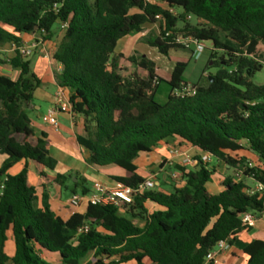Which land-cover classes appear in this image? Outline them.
<instances>
[{"label":"trees","instance_id":"16d2710c","mask_svg":"<svg viewBox=\"0 0 264 264\" xmlns=\"http://www.w3.org/2000/svg\"><path fill=\"white\" fill-rule=\"evenodd\" d=\"M155 26L158 33L148 44L167 57L184 50L168 32L212 42L210 60L217 71L204 85L193 82V94H176L191 83L185 80L187 62H177L165 81L148 58H130L147 76L122 75L118 42ZM57 32L53 59L62 66L57 84L70 91L71 114L84 119L85 135L77 140L87 163L119 167L124 176L112 179L137 188L146 179L136 161L175 139L195 150L198 164L177 167L182 182L172 191L139 193L134 204L121 208L86 204L65 221L46 201L38 207L27 167L9 174L23 160L41 177L56 169L47 136L31 143L35 133L26 109L43 83L22 49L25 35L45 42ZM7 46L14 48V57L7 60L0 52V264H203L220 241L231 245L238 234L253 230L242 217L252 214L257 220L264 213V197L249 195L246 183L264 184V85L253 82L261 70L264 0H160L155 5L145 0H0V49ZM4 65L19 71L18 77L3 74ZM162 82L170 94L159 104L155 85ZM205 153L242 176L226 175L220 191L211 193L216 170L202 162ZM70 177L58 174L55 182L63 187ZM89 193L83 187L82 195ZM147 204L154 205L152 212ZM85 226L88 230L79 233ZM242 251L247 264H264L263 240L244 244Z\"/></svg>","mask_w":264,"mask_h":264},{"label":"crops","instance_id":"0c3cea01","mask_svg":"<svg viewBox=\"0 0 264 264\" xmlns=\"http://www.w3.org/2000/svg\"><path fill=\"white\" fill-rule=\"evenodd\" d=\"M61 33L57 32L55 38L50 41L43 42L42 38L38 35H25L23 36V48L36 47L35 52L29 57L32 62V69L40 78L43 85L39 88L33 97L31 104L27 107L30 111L27 112L31 125L33 127L35 137L31 139L33 145L42 134L47 136L48 149L50 156L57 161V166L54 171L45 170L46 177L36 175L35 169L32 164L26 161L17 163L10 171L9 174L16 175L24 168L28 169V184L37 189L38 192V207H43V202L46 201L50 209L63 220H68L73 214L84 211L83 204L80 208H72L69 201L74 194H82L83 187H86L91 192L94 184L99 182L108 187H113L117 182L113 180L114 177H122L125 172L116 166L97 167L91 166L87 163V153L78 143V137L84 136V119L80 115H73L67 108L65 111H58L57 119L59 122V131L56 132L50 125L43 121L44 114L39 113L42 108H46L48 114L52 110H59L69 103L70 91L61 89L57 84V76L62 70V66L53 59V54L56 51ZM212 51V49H211ZM7 60L14 57V48L7 46L0 49ZM43 52H45L43 54ZM177 52L190 53L184 50ZM176 52V53H177ZM193 57V56H192ZM203 57V56H202ZM202 59V58H201ZM1 72L9 77L16 79L19 71L12 69L8 65L1 67ZM204 85L205 82H199ZM194 87L193 83H190ZM179 150L181 156H173V150ZM195 155V150L185 145H180L175 139L165 142L162 146L154 148L149 154L142 155L137 161L139 174L145 179L150 176H159L160 183L164 187L174 186L171 181L168 170V165L173 163L184 162L187 156L192 157ZM252 162H257V157L247 154ZM1 158L0 161H3ZM211 167L215 168L216 173L213 177V183L209 186L211 193L216 194L220 191L218 184L226 175H230L233 171H229L222 163L214 160ZM71 175L65 181L64 186H59L55 179L57 175ZM248 186L252 187L254 182L251 180L246 182ZM90 185V187H88ZM79 186V187H77ZM71 188V195L69 198L64 199L63 189ZM78 190H81L79 193ZM163 192H170L162 188ZM149 212L154 210V205L147 204ZM138 226H142V222H136ZM253 240L264 241V213L256 220V223L251 232L243 231L235 237V240L229 245L228 249L222 252L215 264H247L248 258L244 255L242 247L246 243ZM10 252L12 254V247L9 244ZM47 256V255H46ZM49 257V256H48ZM50 258L56 261L58 258L52 255ZM135 264V263H130ZM144 264H151L146 261Z\"/></svg>","mask_w":264,"mask_h":264},{"label":"built area","instance_id":"2783aa9c","mask_svg":"<svg viewBox=\"0 0 264 264\" xmlns=\"http://www.w3.org/2000/svg\"><path fill=\"white\" fill-rule=\"evenodd\" d=\"M147 4L155 5L159 4L160 0H145ZM171 13H174V10H170ZM67 24H63L62 28H66ZM167 37H172L173 43L179 47L184 49L185 51L191 53V55L195 58L201 57L204 52L207 50L206 46L204 45V41H200L197 38L186 35L183 33H173L168 32L166 34ZM36 47L31 48H23L22 53L26 56H30L34 53ZM45 52H43L44 54ZM157 84V82H155ZM195 91V88L191 85L184 87L182 90L177 91V95H191ZM69 109L71 112V105L70 103L66 104L65 107H61V109L52 110L46 117H44L43 121L50 125L56 132L59 131V122L57 119L58 111H65ZM173 156H181L179 150L175 149L172 152ZM202 162L205 164H212L215 160L211 154L205 153L201 157ZM172 164V162H171ZM198 164V161L192 157L187 156L184 162L181 164L182 166H195ZM249 167H253V164H249ZM242 176L241 172L235 174L236 178H240ZM171 181L174 184L179 185L182 182L183 173L178 170L171 171L169 174ZM156 188L155 183V176L152 175L147 178L141 185L137 188H132L125 186L122 183H116L113 187H108L103 183H95L93 190L87 194H74L72 195L69 204L72 208H80L83 204H92V205H103V206H114V207H124L128 205L134 204L135 196L139 193H143L146 191H151ZM247 193L251 196L254 195H261L264 197V184L254 182L252 187L247 189ZM242 221L245 226L254 227L256 223V218L252 214H245L242 217ZM88 227L85 226L84 228L79 230V233L86 232ZM229 245L226 241H220L214 250L210 251L203 264H215L219 255L228 249Z\"/></svg>","mask_w":264,"mask_h":264},{"label":"rangeland","instance_id":"374dc122","mask_svg":"<svg viewBox=\"0 0 264 264\" xmlns=\"http://www.w3.org/2000/svg\"><path fill=\"white\" fill-rule=\"evenodd\" d=\"M177 13H180V11H177ZM188 20L193 24L198 23V21L194 17H189ZM157 33L158 27L155 26L152 28H148L144 33L132 34L118 42L117 47L115 49V53L123 55V59L120 62L121 73L123 76L127 78L129 76L137 75L141 78H146L147 72L138 68L134 63L129 61L130 58H134L136 61H139L142 57H146L150 61L155 63L158 75L165 81L169 80L173 67L177 62L188 63V70L185 75V80H188L191 83H199L201 81L206 82L210 75H214L216 73L217 70L216 68L212 67V62L210 60L211 49L213 48L212 42H204V45L206 46L207 50L202 55L203 57H189L187 53L181 52L172 53L169 57H167L165 55L160 54L157 49L150 47V45L148 44V40L154 38V35H156ZM259 62L261 63V70L255 73V75L253 76V82L258 85H264V46L262 47L260 52ZM155 87L156 102H158L159 104L166 103L170 94L169 85L166 82H162L160 85H155ZM26 111L30 113L28 109H26ZM39 113L44 114V116L48 115V111L46 110V108H42ZM211 165L212 164H210V166ZM177 167H186L187 169L193 168V166H182L180 165V163L175 162L173 164L168 165V170L174 171L177 169ZM230 175L235 176L234 172ZM160 181L161 178L159 176H155V190L160 191L162 190V188H168L169 191H172L175 188V185H177L175 184L174 186H167L166 188L163 186V184L160 183ZM88 187H90V185H88ZM78 191L79 193L81 192V190ZM70 195V187L63 189L64 199L69 198Z\"/></svg>","mask_w":264,"mask_h":264}]
</instances>
